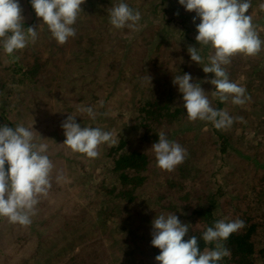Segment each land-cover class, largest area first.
<instances>
[{
  "label": "rangeland",
  "instance_id": "1",
  "mask_svg": "<svg viewBox=\"0 0 264 264\" xmlns=\"http://www.w3.org/2000/svg\"><path fill=\"white\" fill-rule=\"evenodd\" d=\"M105 2H108L109 10L121 0ZM123 2L140 13L139 31L114 28L109 23L106 9L100 14L103 19L94 20L87 6L95 4L93 0H85L81 5L83 10L73 25L75 37L61 45L51 37L47 25L41 23L42 19L36 16L30 0H19L23 21H33L36 28L37 39L33 44L44 48L43 55L50 59L48 65L57 64L62 55L64 62L67 61L62 73L68 72L70 77L62 75L60 84L53 83L50 88L44 84L33 85L32 78L16 75L11 70L14 58L0 48V81L7 85L0 84V106L7 108L6 114H0V124L3 119H11L14 126L31 128L35 142L48 145L47 154L54 164L51 188L47 195L39 198L43 201L40 207H35L32 217L36 220L37 230L44 226L48 233H41L45 238L40 241L33 263L29 264H38L42 258L46 260L43 264L50 263L66 255L73 246L93 239L99 242L98 238L103 240L108 252L107 258L99 259L103 264H159L146 248L152 239L151 222L157 215H142L140 206L144 197L133 208L123 204L114 206L112 202L103 200L98 186L112 164L110 155L105 154L107 147L104 144L98 146L99 155L95 158L73 152L63 144L65 136L61 124L71 114L82 126L108 129L117 142L120 136L131 137L130 141L126 140L130 143L128 147H133L136 145L133 138L139 130L132 123L141 101L155 99L161 93V87L175 90L177 86L172 85L174 76L183 73L192 76L190 82L200 83L211 106L227 111L233 122L224 129H215L211 122L201 120L186 121L178 128L173 127L167 138L186 149L184 161L190 160L194 153L199 163L197 161L196 171L186 172L180 165L172 172L159 168L158 171L163 177L180 178L183 181L181 192L190 188V193L200 190L205 196H214L217 202L212 215L216 220L233 217L241 210L251 212L259 223L256 245L263 248L264 45L257 55L238 53L225 66L229 80L244 87L245 95L250 99L243 105H234L231 100L221 102L213 96L214 86L206 82L213 74L203 72L202 67L208 64L211 49L199 46L195 40L196 24L200 22L199 18L193 22L195 13L180 21L184 16L178 0H157L155 12L151 8L156 0ZM261 3L264 0H251L248 14L264 41ZM177 13L180 16H176ZM52 42L58 45L55 50L58 55H49L48 46ZM28 45L16 51L17 60L25 64L36 58ZM188 46L198 47L203 57L201 65L191 61ZM72 60L74 62L71 63ZM182 68H185L183 73L180 72ZM81 107H91L95 118L80 112ZM116 131L118 136H114ZM158 178V173L152 174L153 182ZM40 210L44 214L40 215ZM175 215L182 223L191 224L192 215L186 210L181 209ZM66 224L68 230L63 233L62 228ZM31 228L19 223H1L0 264H19L27 256L20 241L28 231L32 233ZM53 232L58 234L51 236ZM254 260L255 264H264L258 252Z\"/></svg>",
  "mask_w": 264,
  "mask_h": 264
},
{
  "label": "clouds",
  "instance_id": "2",
  "mask_svg": "<svg viewBox=\"0 0 264 264\" xmlns=\"http://www.w3.org/2000/svg\"><path fill=\"white\" fill-rule=\"evenodd\" d=\"M186 11L195 12V40L199 46L211 49L208 64L203 72L213 74L206 82L214 86L213 96L221 102L243 105L250 99L246 89L231 82L225 66L231 63L236 54L257 55L264 45L253 27L252 17L248 14L251 0H178ZM38 18L58 44H65L70 37H75L76 23L81 5L85 0H30ZM264 11V3L259 5ZM178 15V13H177ZM109 23L116 29L128 28L139 31L141 15L123 0L108 10ZM22 9L19 0H0V48L12 56L17 50L24 49L28 43L37 39L36 28L23 27ZM191 61L201 65L203 57L198 47L188 46ZM189 73L174 76L173 84L182 93L183 104L188 121L211 122L217 129L229 127L233 120L225 110L215 109L205 95L200 83L190 82ZM82 113L95 118L91 107H81ZM65 140L63 144L75 153L85 154L89 158L99 155L101 144L115 145L113 134L99 127L82 126L76 122V116L69 114L62 122ZM33 128V125H32ZM156 167L172 172L186 158V149L179 143L169 140L165 133L158 135V141L151 146ZM48 153V145L35 142L33 131L29 127L8 124L0 125V217L12 223L27 226L41 196L47 195L51 188V174L54 164ZM7 165V167H6ZM151 245L160 249L155 260L159 264H218L224 257L230 256V250L223 244L231 234L245 227L242 219H220L207 227L202 233L206 245L214 244L212 249L203 252L198 245V238L192 235L183 238L189 232V224L182 223L170 213L161 214L152 220Z\"/></svg>",
  "mask_w": 264,
  "mask_h": 264
},
{
  "label": "trees",
  "instance_id": "3",
  "mask_svg": "<svg viewBox=\"0 0 264 264\" xmlns=\"http://www.w3.org/2000/svg\"><path fill=\"white\" fill-rule=\"evenodd\" d=\"M93 3L95 5L89 3L87 10L93 13L92 16L95 17L94 20L103 19L100 14H102L105 9L106 11L108 10V2L105 4V0H93ZM157 6L158 2L156 0L151 11L155 12ZM180 11H183L182 13L184 16L180 21L187 19L195 13L186 11L182 5H180ZM176 16L180 15L176 14ZM23 23L25 30L29 26L33 27V21L30 23L23 21ZM104 24L105 21H103V25ZM258 34L260 39H262L263 35L260 33ZM28 44L35 52L34 58H36L32 63L25 64L17 60L16 52H14L12 56L8 55L14 58V68L11 70L16 75L19 77H30L32 78L33 85L36 83L37 85L44 84L47 88H50L53 83L60 84L59 78L64 74L70 77L68 72L62 73L67 64V61L64 62L63 55L57 64L48 65L50 59L48 57L47 60L46 56L43 55L44 48H42V46H34L31 41ZM48 49L51 52L49 55H58L55 51L58 49L56 43L52 42L48 46ZM59 50L62 52V49ZM18 51L19 50H17V52ZM76 58L75 56V59ZM72 62L74 61L72 60L71 63ZM184 69L182 68L180 72L183 73ZM155 74L159 76L156 72ZM156 75L155 77L159 79ZM99 83L100 80L98 79L97 84ZM0 84L7 87L4 81H0ZM172 85L173 87L177 86L173 83ZM54 89L57 88L55 87ZM160 89L161 93L158 94L155 99H143L140 107L138 106L139 109L134 113L135 118L132 124L139 130L138 135L133 138L136 144L135 146L128 147L130 144H128V140L130 141L131 138L128 136H120L119 141L115 145L104 144L107 147L105 154L108 156L110 155L112 164L106 169V172H104L103 175L105 177L101 178L98 189L102 199L112 202L114 206L123 204L128 208H133L140 204L142 197H144L140 210L142 215L146 217L159 216L161 214L167 216L170 213H180L181 209L183 211L186 210L192 215V220L189 225V232L183 239L187 240L192 235H195L198 238L200 250L202 252L205 249L210 250L214 248L215 245H206L202 239V233L207 227L213 226L214 222L217 221V218L212 215V208L217 202L216 198H214V196H205L204 192L200 190H197V192L194 191L195 193H190V188L181 192L180 189L183 188V181H181L180 178L163 177L161 171H158L156 167L155 156L151 146L154 142L158 141L159 133L163 132L167 136L170 129L173 127L178 128L184 122L188 121L186 109L182 106V93L178 91V86L172 91L171 88L166 89V87H161ZM58 91H60V89H58ZM2 112L6 114L7 108L0 106V114H2ZM5 123L15 127L11 119H3L0 125ZM87 127L92 126L88 125ZM106 131L109 130L107 129ZM118 135L119 133L116 131L114 136ZM126 138L128 140H126ZM197 161L199 163L198 157L193 153L192 158L184 161L180 164V167L186 172L192 170L196 171ZM154 173H158L159 178L157 182H153L151 179ZM113 178V181H108ZM237 218L245 222V227L231 234L230 237L223 242L224 246L230 250V256L224 257L218 264H255L254 258H256L257 252L259 258H263L264 260V247L257 248L255 240L259 229L258 221L251 215V212L247 213L246 210H241L235 216L225 218V220H235ZM2 220L3 217H0V222ZM98 239L99 242L97 239H93L86 243L75 245L66 255L60 256L51 263L45 264H103V261H99V259H102V257L107 258L108 252L107 248H104L103 240L100 238ZM146 248L153 256L154 261H156L155 257L159 254L160 249L152 246L151 240L147 242ZM145 264L149 263L147 262Z\"/></svg>",
  "mask_w": 264,
  "mask_h": 264
},
{
  "label": "crops",
  "instance_id": "4",
  "mask_svg": "<svg viewBox=\"0 0 264 264\" xmlns=\"http://www.w3.org/2000/svg\"><path fill=\"white\" fill-rule=\"evenodd\" d=\"M42 201H43L42 199L39 200V203L36 206L37 207H40ZM39 214L42 215V214H44V212L42 210H40L39 211ZM33 216L34 215L31 216V223L29 224L32 227L31 228V232L32 233H30V231H28V233H26V234L23 235V238L20 241V245L21 246H24L25 251H26V252H24V254L27 255V256L25 258H23L19 264H29V263H33L34 258H35L36 250H38V247L40 245V241H42L45 238V236L43 237L41 233H43V232L44 233H48V231L46 230V228L44 226H42L41 229L37 230L38 226L36 225V220L35 219H32ZM5 221H7L9 224L12 223L7 218L3 217V220L0 222V225H1V223H4ZM12 227H16V226H12ZM62 230H63L62 231L63 233H66L67 230H68V225L67 224L64 225L63 228H62ZM59 232H61V231H59ZM57 234H58V232H53V235H51V236H54V235H57ZM20 236H21V234H20ZM34 240H35V243H34ZM36 241H38V242H36ZM86 242H88V240ZM32 245H34V247H32ZM49 260H50V258H49ZM45 261L42 258L38 262V264H43Z\"/></svg>",
  "mask_w": 264,
  "mask_h": 264
}]
</instances>
